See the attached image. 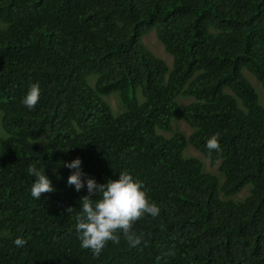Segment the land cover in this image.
I'll return each instance as SVG.
<instances>
[{
  "label": "trees",
  "instance_id": "trees-1",
  "mask_svg": "<svg viewBox=\"0 0 264 264\" xmlns=\"http://www.w3.org/2000/svg\"><path fill=\"white\" fill-rule=\"evenodd\" d=\"M150 30L171 67L144 45ZM246 72L264 89V0H0V264H264V105ZM178 115L192 133L164 135ZM76 157L97 183L142 182L160 211L133 222L139 244L118 231L99 254L81 247L87 190L63 166ZM29 167L55 191L33 198Z\"/></svg>",
  "mask_w": 264,
  "mask_h": 264
},
{
  "label": "clouds",
  "instance_id": "clouds-1",
  "mask_svg": "<svg viewBox=\"0 0 264 264\" xmlns=\"http://www.w3.org/2000/svg\"><path fill=\"white\" fill-rule=\"evenodd\" d=\"M39 100L40 86L33 83L22 98V103L32 109ZM206 147L219 151L217 137L212 136ZM81 163L79 157L63 162V166L71 170L67 186L74 187L76 192L85 188L87 190V195L83 196L81 201L80 212L75 217L81 247L99 254L106 242L116 239L118 231L127 236L131 246L139 244V238L130 234L133 222L144 214L156 217L160 211L155 203L149 201L142 182L128 172H121L116 179L109 178L105 183H97L94 178L83 173ZM28 173L35 178L31 185L33 198L39 200L42 193L55 191L51 180L45 174V169L29 167ZM15 243L21 245L22 241L17 239Z\"/></svg>",
  "mask_w": 264,
  "mask_h": 264
},
{
  "label": "rangeland",
  "instance_id": "rangeland-1",
  "mask_svg": "<svg viewBox=\"0 0 264 264\" xmlns=\"http://www.w3.org/2000/svg\"><path fill=\"white\" fill-rule=\"evenodd\" d=\"M142 41L144 45L148 47L156 56L163 59L169 67L172 65V56L168 54L162 43L159 41L156 33L154 30H150L148 33H146L142 37ZM246 76L249 78L253 86L256 88L259 94L260 103L264 105V89L260 85V83L248 72H246ZM96 76H90L89 82L93 83L95 81ZM107 101L109 102L113 112L115 114H118L122 111L118 96L116 93H112L109 96L106 97ZM192 101L191 97L186 96H180L178 97V102L181 106H185L186 104L190 103ZM1 118L2 113L0 112V140L5 136L4 130L1 125ZM180 132L185 137H188L193 129L189 126V124L184 120V118L181 115H178L173 120V131L171 132H163L164 135L170 136L173 132ZM184 154L186 156H194L199 158L203 162V168L206 172L212 173L217 175L219 178H222L220 172L218 171L217 166L212 165L209 160L196 148H194L192 145L188 144L186 146ZM249 193V188L245 187L241 192L238 194L232 196V199L234 200H242L247 194Z\"/></svg>",
  "mask_w": 264,
  "mask_h": 264
}]
</instances>
